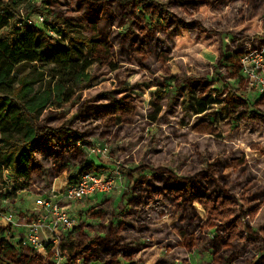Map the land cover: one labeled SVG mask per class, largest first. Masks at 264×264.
<instances>
[{
    "label": "trees",
    "instance_id": "obj_1",
    "mask_svg": "<svg viewBox=\"0 0 264 264\" xmlns=\"http://www.w3.org/2000/svg\"><path fill=\"white\" fill-rule=\"evenodd\" d=\"M148 2L75 0L78 16L72 20L53 13L55 19L48 22L46 29L17 26L23 6L25 12L31 14L39 13V5L26 4L27 0H0V177L7 172L13 185L2 200H8L12 195L14 198L19 190L31 189L37 151H42L43 158L52 159L54 165L60 166L56 175L66 169L64 164L68 161L81 166L71 178L82 171L95 169L86 164L82 152L72 148L60 131L48 132L50 130L39 125L45 113L58 112L74 100L76 90L90 82L89 69L92 67L114 74L117 85L110 93L113 91L116 96L123 97L116 107L124 111L130 110L133 100L129 92L123 91L124 83L135 73L150 69L149 57L158 59L163 51L169 55L171 47L185 50L201 44L210 48L218 56L217 63L224 60L232 67L228 78L240 79V54L225 56L221 28L200 31L192 37L167 13L166 29H148L143 17L136 12ZM199 2L201 4L193 6L194 11L223 14L235 42H244L250 39L252 31L260 32L264 28V0ZM235 3H240L241 7L230 17L224 8ZM67 5L74 6L72 3ZM125 26L128 30L119 32ZM159 34L165 35L167 42L158 38ZM47 68L48 82L43 85ZM228 78L219 79L226 82ZM168 81L159 83L156 101L163 98L162 91L168 88ZM206 81V78H199L201 84ZM184 82L193 84L189 78ZM97 102L100 100L82 104L87 117L107 112V107L95 108ZM205 110L203 107L201 113ZM255 111L264 117V107L255 105ZM107 134L105 131L100 136ZM77 135L81 133L77 131ZM56 138L66 144V147L61 143L56 146L60 151L57 154L51 145ZM47 147L49 149L45 150ZM188 162L183 159L182 164ZM141 164L129 175L133 184L122 198V203L126 201L127 204H122L119 212L97 213V218L104 220L106 225L100 224L95 231L103 236L90 238L82 225L63 238L60 249L66 256L64 264H90L96 260L101 264H114L119 258L132 264H144L140 259L133 262L132 258L144 248L142 240L157 238L158 234L150 229L168 215L175 219L168 233L177 241L166 244L167 254L152 264H190L187 254L193 251L211 252L213 260L210 264H264V254L256 260L253 255L248 256L251 251H264V156L247 158L233 152L201 166L195 164L185 175L161 166L154 167L145 159ZM148 170L152 171L151 176L145 174ZM136 174L139 177L135 178ZM161 204L164 209L159 208ZM196 206L204 214H200ZM2 214L0 209V217ZM253 223L258 224V230L254 229ZM0 264L51 262L22 243L16 246L9 242L7 228L0 227Z\"/></svg>",
    "mask_w": 264,
    "mask_h": 264
},
{
    "label": "rangeland",
    "instance_id": "obj_2",
    "mask_svg": "<svg viewBox=\"0 0 264 264\" xmlns=\"http://www.w3.org/2000/svg\"><path fill=\"white\" fill-rule=\"evenodd\" d=\"M37 1L40 6L38 12L46 15L48 22L55 19L53 13H60L65 19L72 20L78 16L75 0ZM199 1L149 0L145 7H138L136 12L143 17L144 24L151 30L162 31L167 28V13L175 21H179L192 37H196L200 31L208 32L221 28L224 32L223 49L226 57L239 56L248 43L253 47L264 46V28L260 32L252 31L250 39L244 42H235L223 20V14L219 15L214 11L198 13L193 10V6L201 4ZM69 3L74 6L67 5ZM240 7V3H235L232 7L224 9L233 17L236 9ZM127 30L128 27L125 26L120 28L119 32L125 33ZM169 33L168 30L167 34ZM158 38L167 42L163 34H159ZM171 48L173 49L169 55L163 51L158 59L156 56L149 57L150 69L135 73L124 83L123 91L129 92V97L133 99L130 110L124 111L116 107L123 97L116 96L113 91L110 93L112 87L117 85L114 74L92 67L89 69V74H92L90 82L76 90L74 100L63 105L58 112L48 111L39 123L50 130L48 132H58L66 122L74 123L75 129L84 138L83 144L87 145L83 148L88 154L86 164L95 167L103 165L102 171H118L121 174L122 185L103 200L70 204L77 227L83 225L90 238L100 235L95 228L100 224L106 225L104 220L97 218L98 212H119L121 205L127 204L126 201L122 203V198L133 184L129 175L142 165V159L154 167L161 166L178 175H185L195 164L201 166L211 159L227 157L233 152L237 156L244 154L247 158L264 156V117L255 111V105H258V108L264 107L262 95L252 91L239 78L229 79L232 67L224 60L217 63L218 56L212 49L201 44L185 50ZM237 60L236 57L235 61ZM47 71L48 68L44 71L43 85L48 82ZM186 78L193 81V84H186ZM199 78H206V83L201 84ZM219 78L228 80L224 82ZM166 81L168 88L166 91L163 89V98L156 101L155 94L159 83ZM153 82L158 83L152 86ZM98 100L100 103H95V108L104 106L108 108L107 112L104 114L102 111L101 114L87 117L82 104ZM203 107L206 110L201 113ZM105 131L108 134L100 136ZM60 143H63L62 139L56 138V142L51 145L55 149ZM62 146L66 147V144ZM102 146H108L109 151L100 156L90 154L92 149ZM54 152L57 154L60 151L56 148ZM183 159L189 162L184 165ZM35 160L36 169L33 172L31 189L19 190L14 198L12 195L8 200H2V196L11 192L13 185L7 172L0 177V209L4 213L40 214L35 204L39 196L49 193L54 186H63L79 168L81 169V166L68 161L66 169L56 175L60 166L54 165L52 159L43 158L42 151L36 152ZM145 174L151 176L152 171L148 170ZM196 207L200 214H204L201 208ZM159 208L165 207L161 204ZM1 219L2 217L0 227L5 228ZM174 221L175 219L168 215L152 225L150 230L158 234L157 238L152 241L142 240L144 248L133 256V262L140 259L144 264H152L157 258L165 256L166 244L177 241L174 235L168 233ZM253 225L254 229L258 230V224ZM7 237L12 242H17L19 238L18 235L12 234H7ZM166 237L169 239H165ZM260 254H264V251H251L248 256L253 255L256 260ZM187 258L190 264H210L213 260L211 252L200 254L193 251L187 254ZM90 264L101 262L96 260ZM114 264L132 263L119 258Z\"/></svg>",
    "mask_w": 264,
    "mask_h": 264
},
{
    "label": "built area",
    "instance_id": "obj_3",
    "mask_svg": "<svg viewBox=\"0 0 264 264\" xmlns=\"http://www.w3.org/2000/svg\"><path fill=\"white\" fill-rule=\"evenodd\" d=\"M26 4L38 5L37 0H27ZM18 27L31 26L49 28L46 16L42 13L25 12L20 9ZM49 34L54 35L53 32ZM240 81H243L252 91L264 95V46L253 47L246 44V48L239 56ZM108 146L92 149L91 155L105 154ZM101 158V157H100ZM95 167V166H94ZM96 170L82 171L75 174L66 184L55 187L40 195L35 204L40 214L31 215L27 212H7L1 215L7 234L18 235L17 242L7 237L14 245L22 243L34 250L51 264H64L66 256L60 249L63 238L72 234L77 228L71 205L77 202H99L108 197L122 185V177L118 171L104 172L103 165H97ZM4 204H7L4 202ZM16 232V233H15Z\"/></svg>",
    "mask_w": 264,
    "mask_h": 264
},
{
    "label": "flooded vegetation",
    "instance_id": "obj_4",
    "mask_svg": "<svg viewBox=\"0 0 264 264\" xmlns=\"http://www.w3.org/2000/svg\"><path fill=\"white\" fill-rule=\"evenodd\" d=\"M59 131L61 132V136L63 138H65V140L69 143L70 146H73L75 149L81 151L82 150V155L85 159V162H87V152L83 151V148L86 144H83L85 142L84 138L81 137V135H77V130L74 127V123L72 122H66L65 124H63V126L59 129ZM87 137H91V136H87ZM82 143V146H81ZM87 146V145H86ZM72 147V148H73ZM88 164V163H87ZM64 165H68V163H65ZM80 170V168H79Z\"/></svg>",
    "mask_w": 264,
    "mask_h": 264
},
{
    "label": "bare ground",
    "instance_id": "obj_5",
    "mask_svg": "<svg viewBox=\"0 0 264 264\" xmlns=\"http://www.w3.org/2000/svg\"><path fill=\"white\" fill-rule=\"evenodd\" d=\"M144 137H146V136H144ZM198 208H200V207L198 206Z\"/></svg>",
    "mask_w": 264,
    "mask_h": 264
}]
</instances>
